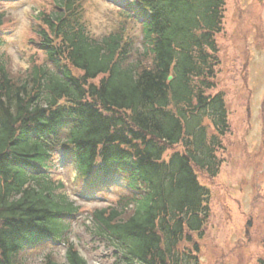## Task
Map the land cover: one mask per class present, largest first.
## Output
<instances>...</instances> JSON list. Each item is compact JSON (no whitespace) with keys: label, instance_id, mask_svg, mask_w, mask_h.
Instances as JSON below:
<instances>
[{"label":"trees","instance_id":"obj_1","mask_svg":"<svg viewBox=\"0 0 264 264\" xmlns=\"http://www.w3.org/2000/svg\"><path fill=\"white\" fill-rule=\"evenodd\" d=\"M225 2H128L144 18L139 51L124 27L97 37L74 0H53L30 25L29 69L11 75L0 54V264H28L22 253L49 240L63 242L64 259L50 251L41 264H91L68 237L81 206L47 172L58 150L79 180L126 182L84 224L110 264H200L193 236H205L211 196L198 172L218 174L230 130L223 93H207Z\"/></svg>","mask_w":264,"mask_h":264},{"label":"rangeland","instance_id":"obj_2","mask_svg":"<svg viewBox=\"0 0 264 264\" xmlns=\"http://www.w3.org/2000/svg\"><path fill=\"white\" fill-rule=\"evenodd\" d=\"M52 2L0 0V11L6 14L0 29L4 43L0 49L11 75L29 69V58L35 51L30 42V25L40 10L52 8ZM74 2L93 35L102 37L124 27L129 46L142 51L138 13L130 17L117 7L120 2L130 1ZM80 3L83 8L78 6ZM224 9L222 31L215 36L220 51L216 85L207 93H223L230 130L222 137L219 156L223 162L218 174L210 177L198 172L200 182L210 191L211 215L205 236H193V241L199 243L200 264H259L264 260V0H226ZM209 122L205 120L212 134ZM65 153L67 150L59 151L50 174L64 184L58 192L67 193L81 206V212L68 219V237L91 264H110L111 260L105 258L108 251L84 224L89 223L88 211L109 204L110 199L125 190V181L117 173L101 176L94 182L79 180L72 156ZM50 251L59 260L64 259L65 246L52 241L44 247L25 250L21 257L28 264H41Z\"/></svg>","mask_w":264,"mask_h":264},{"label":"water","instance_id":"obj_3","mask_svg":"<svg viewBox=\"0 0 264 264\" xmlns=\"http://www.w3.org/2000/svg\"><path fill=\"white\" fill-rule=\"evenodd\" d=\"M174 75V74H173ZM172 78V76H169V79H171Z\"/></svg>","mask_w":264,"mask_h":264}]
</instances>
